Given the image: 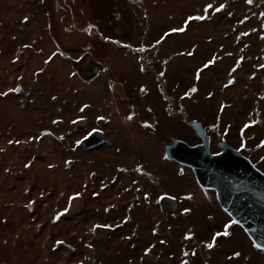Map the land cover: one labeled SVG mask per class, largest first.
Returning <instances> with one entry per match:
<instances>
[{"label":"rangeland","instance_id":"374dc122","mask_svg":"<svg viewBox=\"0 0 264 264\" xmlns=\"http://www.w3.org/2000/svg\"><path fill=\"white\" fill-rule=\"evenodd\" d=\"M188 119L264 173V0H0V264H264Z\"/></svg>","mask_w":264,"mask_h":264},{"label":"water","instance_id":"95a60500","mask_svg":"<svg viewBox=\"0 0 264 264\" xmlns=\"http://www.w3.org/2000/svg\"><path fill=\"white\" fill-rule=\"evenodd\" d=\"M88 66H90L88 64ZM97 64H92L88 72L95 73ZM201 141L189 144L182 139L164 143L166 156L177 163L189 167L198 185L203 189L215 191L218 203L231 218L232 225L243 228L252 244L264 251V173L249 158L222 140L216 141L217 152L210 151V138L200 122L188 119ZM99 131L92 132L84 141L85 147L102 143ZM165 197L163 211H173L176 205H169ZM237 221L232 223V221Z\"/></svg>","mask_w":264,"mask_h":264},{"label":"snow or ice","instance_id":"6c2138e0","mask_svg":"<svg viewBox=\"0 0 264 264\" xmlns=\"http://www.w3.org/2000/svg\"><path fill=\"white\" fill-rule=\"evenodd\" d=\"M248 2L249 3H252V0H248ZM209 8L211 7V5H209L208 6ZM220 9H217V11H219ZM196 19H201V17H196ZM180 31H183V29H180ZM193 91H195V89H193ZM131 117H129V119H130ZM237 221H232V223H236ZM229 226H225V231L223 232V233H217L216 234V236L218 237V236H221V235H224V236H227L229 233H228V231H227V228H228ZM214 242H215V237H214ZM58 243H62V242H58ZM214 246V243L213 244H208L207 245V247H209V248H212ZM256 247H261V245H259V244H257L256 245ZM194 254V253H193ZM237 255H239V254H237Z\"/></svg>","mask_w":264,"mask_h":264},{"label":"flooded vegetation","instance_id":"af4514ba","mask_svg":"<svg viewBox=\"0 0 264 264\" xmlns=\"http://www.w3.org/2000/svg\"><path fill=\"white\" fill-rule=\"evenodd\" d=\"M86 139V137L84 138V139H82V141H81V144H82V146L84 147V148H88V147H85V145H84V143H83V141ZM211 142V141H210ZM101 144V143H100ZM100 144H98V145H100ZM215 144H216V142H215ZM97 145V146H98ZM93 147H96V146H93ZM164 147V146H163ZM91 148V147H90ZM219 149V148H218ZM165 197H168V196H163V197H161V200H160V204H161V208L163 209V200H164V198ZM172 198V197H171ZM166 203H168L169 205H175V200L173 199V201H170V200H168V201H166ZM171 211V210H170ZM174 211V210H173ZM165 212V211H164Z\"/></svg>","mask_w":264,"mask_h":264}]
</instances>
